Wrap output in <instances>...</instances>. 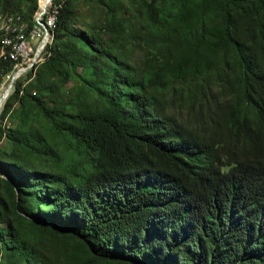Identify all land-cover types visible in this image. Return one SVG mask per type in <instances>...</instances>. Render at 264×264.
Here are the masks:
<instances>
[{"label": "trees", "instance_id": "1", "mask_svg": "<svg viewBox=\"0 0 264 264\" xmlns=\"http://www.w3.org/2000/svg\"><path fill=\"white\" fill-rule=\"evenodd\" d=\"M48 8L0 111V264H264V0Z\"/></svg>", "mask_w": 264, "mask_h": 264}, {"label": "bare ground", "instance_id": "2", "mask_svg": "<svg viewBox=\"0 0 264 264\" xmlns=\"http://www.w3.org/2000/svg\"><path fill=\"white\" fill-rule=\"evenodd\" d=\"M45 16H46V12L43 15V17H41L40 19H38L36 17V19H34V25H33L34 27H32V29L28 32L24 31L23 29L19 28L18 26H15L13 21H11V20L4 23L3 34H5L6 36H4L3 41L6 45H8L10 47V51L6 52L7 54L4 55V60H9V62H12V64H13L16 61V55H24L25 54V47H33V36L35 34V27L39 26L40 20H45ZM51 22L53 24L55 22L54 19L51 20ZM50 29H51V27H50V22H49L46 24L45 31L42 32V34H41V41H42V39L44 38L45 33H46V41L44 43V46L52 38V36H50ZM32 59H33V57L30 59L29 62L26 63L25 66H27L32 61ZM36 61H35V63H36ZM17 74H20V73H17ZM5 90H6V87L2 91V84H0V95H2L3 93L5 94L6 93ZM3 102L4 101H2L0 104V109L3 105Z\"/></svg>", "mask_w": 264, "mask_h": 264}, {"label": "built area", "instance_id": "3", "mask_svg": "<svg viewBox=\"0 0 264 264\" xmlns=\"http://www.w3.org/2000/svg\"><path fill=\"white\" fill-rule=\"evenodd\" d=\"M54 15H55V8H48V6H47L45 20H40L39 26L35 27V34L33 36V47H25V54L24 55H16V61H15V63H13V73L16 70L23 68L26 65V63L29 62L32 57H34V54L37 50V47L41 42V34H42V32L45 31L46 24L54 19ZM43 48H44V45L42 46V49ZM11 75H7V77H8L7 84L9 82ZM5 76H3V75L0 76V84H2V91L7 86V84H6L4 87V77Z\"/></svg>", "mask_w": 264, "mask_h": 264}, {"label": "water", "instance_id": "4", "mask_svg": "<svg viewBox=\"0 0 264 264\" xmlns=\"http://www.w3.org/2000/svg\"><path fill=\"white\" fill-rule=\"evenodd\" d=\"M52 1H53V0H43V4L41 5L40 10H39V12H38V14H37V18H38V19H40L41 17H43V15H44L45 12H46L47 6H48ZM45 41H46V33H45L44 38L42 39V41H41L40 44L38 45L37 50H36V52H35V54H34V57H33L32 61H31L27 66H25V67H23V68H21V69L16 70V71H15L14 73H12V75L10 76L9 82H8V84H7V86H6V90H5L6 93H5V94L3 93V94L1 95V97H0V103H1L2 101H4V102H3V105H4V103H5L6 99H7V97H8V96L10 95V93L13 91L15 81H16L20 76H22L23 74L27 73L28 71H30V70L33 68L35 61H36V60L40 57V55H41L42 46L44 45ZM17 73H20V74H17ZM3 105H2V107H3ZM2 107H1V109H2ZM1 109H0V111H1Z\"/></svg>", "mask_w": 264, "mask_h": 264}, {"label": "rangeland", "instance_id": "5", "mask_svg": "<svg viewBox=\"0 0 264 264\" xmlns=\"http://www.w3.org/2000/svg\"><path fill=\"white\" fill-rule=\"evenodd\" d=\"M85 7V6H84ZM87 7H85V9H84V11H83V17H81L80 19H82V20H84V21H88L89 19H88V15H87ZM36 16L37 15H35V17H34V19H36ZM6 22V20L0 15V30H1V28H3L4 27V25H3V23H5ZM52 22L50 21V27L52 28ZM1 51V50H0ZM26 74V73H25ZM25 74H23V75H25ZM22 75V76H23ZM7 80H8V77L7 76H5L4 77V87H5V85L7 84ZM0 97H1V95H0ZM1 104V103H0Z\"/></svg>", "mask_w": 264, "mask_h": 264}]
</instances>
